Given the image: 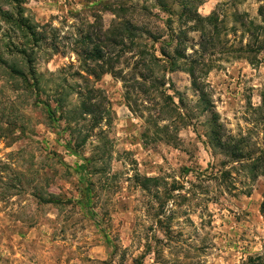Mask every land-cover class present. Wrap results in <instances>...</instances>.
Returning <instances> with one entry per match:
<instances>
[{"label":"rangeland","instance_id":"obj_1","mask_svg":"<svg viewBox=\"0 0 264 264\" xmlns=\"http://www.w3.org/2000/svg\"><path fill=\"white\" fill-rule=\"evenodd\" d=\"M263 3L0 0V264H264Z\"/></svg>","mask_w":264,"mask_h":264},{"label":"trees","instance_id":"obj_2","mask_svg":"<svg viewBox=\"0 0 264 264\" xmlns=\"http://www.w3.org/2000/svg\"><path fill=\"white\" fill-rule=\"evenodd\" d=\"M263 2H264V0H262ZM260 15L262 16V18L264 19V3H263V5L261 6V8H260ZM22 23H24V24H22ZM22 23H20V26L21 27H25V28H27V29H29L31 32V35L34 37V38H36V39H39V35H37L36 33H34L32 30H31V26H29L28 25V23L25 21V20H22ZM258 49L259 50H261V49H264V43H261L260 45H259V47H258ZM16 73V75L18 76V77H20V78H22L23 80H25V81H27L28 79H27V75L25 74V73H23V72H21V71H15ZM36 86L37 87H39V82H37L36 81ZM35 86V87H36ZM48 106V105H47ZM48 111H49V114H50V116H52L53 118L55 117V112L53 111V110H51L50 108H49V106H48ZM216 126V128H219L220 129V126H217V125H215ZM213 136L215 137V139H216V142L215 143H217V146L219 147V146H222L223 144H225L226 145V142H224L223 141V137H222V134H221V132L220 131H217V132H213ZM262 214H263V216H264V203H263V205H262Z\"/></svg>","mask_w":264,"mask_h":264}]
</instances>
